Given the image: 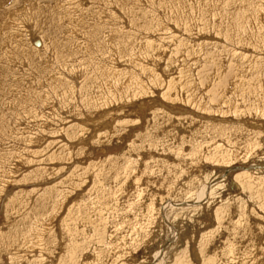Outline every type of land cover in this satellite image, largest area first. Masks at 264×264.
<instances>
[{"label":"rangeland","instance_id":"obj_1","mask_svg":"<svg viewBox=\"0 0 264 264\" xmlns=\"http://www.w3.org/2000/svg\"><path fill=\"white\" fill-rule=\"evenodd\" d=\"M0 264H264V0H0Z\"/></svg>","mask_w":264,"mask_h":264},{"label":"bare ground","instance_id":"obj_2","mask_svg":"<svg viewBox=\"0 0 264 264\" xmlns=\"http://www.w3.org/2000/svg\"><path fill=\"white\" fill-rule=\"evenodd\" d=\"M255 168H257V167H255ZM236 169H237V168H236ZM239 169H241V170H248L249 168H239ZM210 184H211V183H210ZM209 187H210V186H209ZM209 187L204 188V193H203L202 195H204V194L206 195V194L209 192ZM205 195H204V196H205ZM199 198L201 199L200 202H202V200L204 201V198H205V197H203V196L200 195ZM198 202H199V200H198ZM167 205H168V204H167ZM180 206H189V205H188V204H184V205H182V204H180V205L178 204V205H177V204H176V207H180ZM189 207H190V206H189ZM171 230H172V229H171ZM173 231H174V230H173ZM172 234H173V233H172ZM162 251H163V250H162ZM163 255H164L163 252H162V254H159V256H160L159 259H158L159 262L161 261V259H163ZM160 263H161V262H160Z\"/></svg>","mask_w":264,"mask_h":264}]
</instances>
